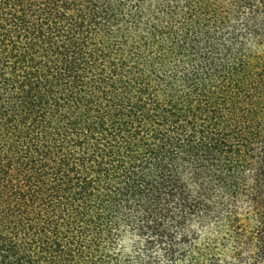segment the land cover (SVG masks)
<instances>
[{
    "label": "trees",
    "instance_id": "1",
    "mask_svg": "<svg viewBox=\"0 0 264 264\" xmlns=\"http://www.w3.org/2000/svg\"><path fill=\"white\" fill-rule=\"evenodd\" d=\"M0 264H264V0H0Z\"/></svg>",
    "mask_w": 264,
    "mask_h": 264
}]
</instances>
